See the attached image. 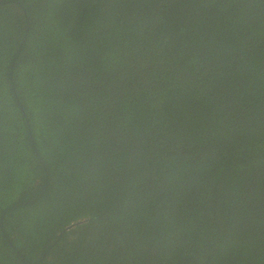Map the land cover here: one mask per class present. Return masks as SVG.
Masks as SVG:
<instances>
[{
    "label": "trees",
    "instance_id": "trees-1",
    "mask_svg": "<svg viewBox=\"0 0 264 264\" xmlns=\"http://www.w3.org/2000/svg\"><path fill=\"white\" fill-rule=\"evenodd\" d=\"M3 255L264 264V0H0Z\"/></svg>",
    "mask_w": 264,
    "mask_h": 264
},
{
    "label": "rangeland",
    "instance_id": "rangeland-1",
    "mask_svg": "<svg viewBox=\"0 0 264 264\" xmlns=\"http://www.w3.org/2000/svg\"><path fill=\"white\" fill-rule=\"evenodd\" d=\"M4 259H5V256H0V263L4 264Z\"/></svg>",
    "mask_w": 264,
    "mask_h": 264
}]
</instances>
